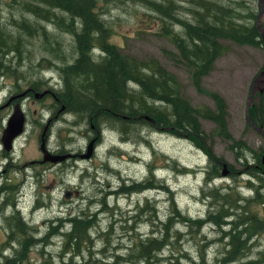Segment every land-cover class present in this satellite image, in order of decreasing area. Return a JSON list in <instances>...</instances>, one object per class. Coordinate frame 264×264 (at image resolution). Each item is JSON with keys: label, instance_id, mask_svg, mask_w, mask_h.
<instances>
[{"label": "rangeland", "instance_id": "obj_1", "mask_svg": "<svg viewBox=\"0 0 264 264\" xmlns=\"http://www.w3.org/2000/svg\"><path fill=\"white\" fill-rule=\"evenodd\" d=\"M95 1L98 16L109 28L107 41L124 55L144 61L157 59L175 75L178 91L194 107L215 108L211 92H218L226 103L227 128L244 145L218 135L216 123L203 116L199 118L206 137L200 145L195 138L172 133L167 126L159 130L140 121L133 123L136 128L126 127L129 137L125 138L114 126L118 120L110 114L108 120L89 122L88 110L72 113L57 95L72 88L73 102L82 100L75 85L83 83V78L66 73L67 64L73 63L79 54L69 13L51 7L53 13L48 12L43 18L33 9L46 5L37 0H0L1 41L3 46L8 44L7 50L0 52V137L16 103L25 113L23 132L15 137L10 150L3 147L0 138V262L19 247L14 236L8 242L7 223L19 214L27 234L36 239L60 218L94 213L96 222L90 228L91 240L82 246L85 259L93 255L94 264H112L115 253H129L140 237L148 234L161 237L166 230L159 220L171 212V197L179 210L191 217L206 216L209 207L214 211L212 198H206L202 192L211 184L233 185L251 197L256 195L257 188L258 201L249 208L264 220V203L260 201L264 200V186H260L264 176L259 168L263 170L260 156L264 151V135L246 121L244 113L252 81L264 68L263 41L250 44L222 38L227 49L202 76L203 89L199 91L192 81L191 66L181 59L170 36L160 31L165 23L170 26L169 17L163 16L162 20L158 12L141 0ZM218 1L229 5L227 13L231 12L241 23H250L251 12L257 14L260 9V0ZM175 2V16L189 22H202L206 18L197 14L199 6L195 0ZM74 20L79 32L81 19ZM172 27L185 34L180 24L172 23ZM99 45L96 40L90 49L91 62L104 60L105 53ZM45 89L47 93L35 96V92ZM107 115L106 111L102 114L103 118ZM42 133L50 151L72 155L61 161H43ZM90 142L92 150L86 155ZM215 161L221 162L220 176L214 182L210 178L208 186L206 172L214 167ZM223 163L232 172L222 174ZM66 191H70L69 196H65ZM146 200L149 206L141 210L139 206ZM172 215L175 221L167 230L172 243L165 245L158 258L149 264L166 263L164 258L171 247L179 252V264L187 262L180 254L187 253L192 260L200 247L205 249L211 263L222 255L227 245L224 239H218L221 233L215 223L207 222L197 231L181 215ZM68 228V224L61 225L45 246L30 243L28 258L34 264H62L61 230ZM249 231L253 230L249 227ZM256 231L248 240L251 243L246 253L225 264H249L250 260L264 264V231ZM75 259L83 260L80 255Z\"/></svg>", "mask_w": 264, "mask_h": 264}, {"label": "trees", "instance_id": "obj_2", "mask_svg": "<svg viewBox=\"0 0 264 264\" xmlns=\"http://www.w3.org/2000/svg\"><path fill=\"white\" fill-rule=\"evenodd\" d=\"M46 5V7L34 6V12L40 17H46L53 13L51 7H59L70 15V28L76 34L78 57L73 63L67 64L66 73L68 76L83 78L84 82L76 84L75 89H79V96L82 100L73 102L75 90L67 88L62 94L59 93L58 98L61 102H65L68 108L72 109V113L88 110V121L93 119H109L116 117L118 120L115 127L119 128L125 138L129 137V131L126 134V127H135L146 123L148 126L163 130L167 126L168 130L176 134H185L195 138L196 142L201 145L205 140L206 132L201 127L200 116L211 119L216 123L215 131L218 135L227 139H232L238 145L243 146L241 139H235L227 128L226 123V103L224 98L218 92H211V96L215 101V108L208 106L194 107L184 96L180 94L179 82L175 75L166 69L157 59L151 58L147 61L140 60L133 56L122 54L115 44L107 41L109 28L105 25L95 10V0H37ZM145 4L150 5L152 10L158 12L162 20L164 17L170 18V26L163 25L161 32L167 33L177 46L180 57L191 66V77L197 89L202 90V76L208 73L214 64L215 58L225 52L227 45L222 42V38H227L238 43L257 44L261 42L262 36L256 24L257 14L251 12V22L241 23L235 20L230 12V6L218 0H195L199 6L197 14L206 17L202 22L197 20L194 22L185 21L174 15V9L177 5L175 0H141ZM204 10H203V9ZM239 14V13H238ZM81 19V29L76 32L74 18ZM61 22H62V17ZM172 23H178L185 29L182 35L179 31L172 27ZM261 23L264 29V12L261 17ZM100 43V49L105 53L102 62H91L90 49L94 45V41ZM0 34V52L3 53L8 48V44L3 46ZM90 64V65H89ZM66 80L65 82H67ZM133 82L134 85H129ZM130 86L132 88H130ZM136 86V87H133ZM130 92H129V91ZM85 93V95H84ZM249 108V116L256 125L264 127V89L256 97ZM62 101V102H63ZM150 102H158L156 104ZM75 103V104H73ZM150 103V104H149ZM108 113L103 118V113ZM133 118V121L130 120ZM135 123V124H133ZM133 124V125H132ZM131 127V128H132ZM62 153V152H59ZM211 157H214L211 152ZM259 158V155H257ZM220 161H215L214 167L208 169L205 179L207 185H210L215 178L220 176L218 165ZM221 163V162H220ZM227 166V173L232 172L230 166ZM213 167V168H212ZM261 171L262 168L259 167ZM264 172V171H263ZM262 175L264 176V173ZM152 174V172H151ZM232 174V173H231ZM230 174V175H231ZM147 181L149 179L147 177ZM253 185L251 180H247ZM145 185V183H143ZM264 186V178L262 184ZM2 188V187H1ZM0 188V189H1ZM255 196H247L241 191L235 189L233 185H215L206 190L202 189L206 198H212L216 209L211 211L209 207L208 213L204 217H191L182 213L176 205L173 197H171L170 207L164 219H160L159 223L163 225L166 232L158 237L155 234H148L140 237L133 242V247L129 253L123 255L115 253L112 264H149L158 258V253L167 244L172 242L169 239L168 228L173 225L175 219L172 213L181 215V218L187 221L190 228L200 230L202 226L209 222H213L218 227L221 235L219 240H225L226 249L219 258L212 263L208 261L205 255V249L200 247L196 258L191 260L187 253L180 254L185 257L184 264H225L230 260H234L239 255H244L250 246L249 238L256 230L264 231V220L259 218L249 205L258 201L259 190L256 188ZM264 203V200H260ZM149 206L146 200L140 209ZM105 208L102 207V209ZM15 215V214H14ZM20 215V214H19ZM16 215L7 221L9 227V241L15 239L18 241L19 247L9 256H5L0 264H34L27 255V249L30 243L42 244L43 246L50 243L49 238L56 234L59 227L68 224L69 228L63 232L62 249L59 255L62 257V264H94L96 259L89 254L85 259L82 253L83 244L90 242V228L96 222L93 214L77 213L68 215L59 219L55 225L49 224L44 234L34 239L26 232V225L22 217ZM133 216V215H131ZM95 219V221H94ZM68 222V223H67ZM249 227L253 231H249ZM162 238V239H160ZM42 251V250H41ZM65 255H68L65 257ZM81 256L83 260L77 261L76 256ZM65 257V258H64ZM188 258V259H186ZM85 259V260H84ZM166 263L161 264H179V252L171 247L169 254L164 258ZM249 264H256L258 260H250ZM43 264V263H42Z\"/></svg>", "mask_w": 264, "mask_h": 264}, {"label": "water", "instance_id": "obj_3", "mask_svg": "<svg viewBox=\"0 0 264 264\" xmlns=\"http://www.w3.org/2000/svg\"><path fill=\"white\" fill-rule=\"evenodd\" d=\"M263 12H264V0H260V9H259V12L257 13V16H256V24H257V27H258L260 33H261L263 43H264V29H263V26L261 23V17H262ZM263 86H264V68H262L258 71V73L255 75V77L252 81V85H251V88L249 91V95H248L247 102L245 105L244 113H245L246 121L252 127H254L257 131H259L260 133H262L264 135V127L262 125H256L251 120V118L249 116V108L255 99V93L257 92L256 97H259V95L263 91V88H264ZM46 92H47L46 89L41 91V92H35V96L40 97V96L44 95ZM24 121H25V113H24L21 105L16 103L13 107L11 114L9 115V117L7 119L6 125L3 128L2 134L0 137L1 141H2V145L6 150L11 149L15 137H17L20 133L23 132ZM43 130H45V129H43ZM42 134H43V137L41 138L40 147L43 151V156H42L43 161L49 160V161L55 162V161L62 160V159L66 158L67 156L70 155V153H52V152H50L45 147L44 133H42ZM91 150H92V144L90 142L88 145V151H87L86 155H89ZM260 160H261V164L263 165V171H264V151L260 156ZM223 165H224V167L222 169V174H226L228 171L227 167L225 166L226 163H223ZM69 195H70V191H66L65 196H69Z\"/></svg>", "mask_w": 264, "mask_h": 264}, {"label": "bare ground", "instance_id": "obj_4", "mask_svg": "<svg viewBox=\"0 0 264 264\" xmlns=\"http://www.w3.org/2000/svg\"><path fill=\"white\" fill-rule=\"evenodd\" d=\"M264 87V86H263ZM264 89V88H263Z\"/></svg>", "mask_w": 264, "mask_h": 264}, {"label": "flooded vegetation", "instance_id": "obj_5", "mask_svg": "<svg viewBox=\"0 0 264 264\" xmlns=\"http://www.w3.org/2000/svg\"><path fill=\"white\" fill-rule=\"evenodd\" d=\"M211 120V119H210Z\"/></svg>", "mask_w": 264, "mask_h": 264}]
</instances>
